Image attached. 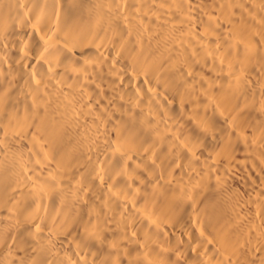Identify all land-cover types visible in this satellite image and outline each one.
Segmentation results:
<instances>
[{
  "label": "bare ground",
  "instance_id": "bare-ground-1",
  "mask_svg": "<svg viewBox=\"0 0 264 264\" xmlns=\"http://www.w3.org/2000/svg\"><path fill=\"white\" fill-rule=\"evenodd\" d=\"M0 264H264V0H0Z\"/></svg>",
  "mask_w": 264,
  "mask_h": 264
}]
</instances>
